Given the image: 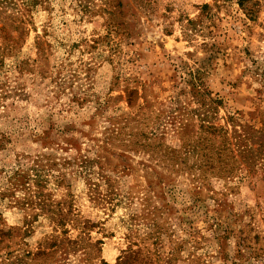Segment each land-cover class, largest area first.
I'll use <instances>...</instances> for the list:
<instances>
[{"label": "rangeland", "instance_id": "obj_1", "mask_svg": "<svg viewBox=\"0 0 264 264\" xmlns=\"http://www.w3.org/2000/svg\"><path fill=\"white\" fill-rule=\"evenodd\" d=\"M37 6L0 20V264H264V0Z\"/></svg>", "mask_w": 264, "mask_h": 264}, {"label": "trees", "instance_id": "obj_2", "mask_svg": "<svg viewBox=\"0 0 264 264\" xmlns=\"http://www.w3.org/2000/svg\"><path fill=\"white\" fill-rule=\"evenodd\" d=\"M41 1L42 0H0V20L3 22L1 36L5 37V39H14L9 33V29L15 30L19 34L22 33V30H26L27 24L32 22L35 12L37 11V5ZM10 4H12V6L9 8L8 5ZM6 49H8V46H0V55L5 52ZM1 62L2 61L0 59V64ZM206 91H208L207 93H209L208 95L211 100H216L211 96V93L208 89H206ZM210 126L212 127L213 125ZM226 132L227 130L225 129L224 135H226ZM5 139H8L7 135L0 131V146L5 144ZM206 160L208 163H212L211 160H213V158L208 156Z\"/></svg>", "mask_w": 264, "mask_h": 264}]
</instances>
